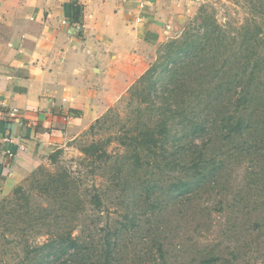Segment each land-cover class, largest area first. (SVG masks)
<instances>
[{
    "label": "rangeland",
    "instance_id": "obj_1",
    "mask_svg": "<svg viewBox=\"0 0 264 264\" xmlns=\"http://www.w3.org/2000/svg\"><path fill=\"white\" fill-rule=\"evenodd\" d=\"M163 10L168 32L163 43L197 31L208 21L238 36L235 43H229L228 53L224 51L232 62H241L235 57L241 54L237 42L248 21L250 25L257 21L264 36V0H167ZM255 28L251 26V30ZM160 45L147 71L156 61ZM258 51L264 71V42ZM139 79L104 115L53 153L54 160L49 156L20 184L1 192L0 264H18L23 253L22 244L16 247L22 238L15 229L26 225L25 206L42 216L63 207L76 210L74 235L95 223L100 228L125 223L128 228L121 237L117 264H200L211 252L222 261L210 264H230L233 254L238 259L231 264H264V229L251 232L257 217L264 218V144L253 150L243 142L235 146L224 142L221 152L227 157L226 166L215 184L206 186L203 198L194 204L168 199L162 211L152 208L149 197L142 193L143 173L135 164L133 146H129L132 136L140 132L138 109L142 104L138 106L140 98L134 92ZM95 194L101 195L104 204L101 217L91 206ZM38 232L27 233L30 243L46 240ZM100 233L93 231L94 236Z\"/></svg>",
    "mask_w": 264,
    "mask_h": 264
},
{
    "label": "trees",
    "instance_id": "obj_2",
    "mask_svg": "<svg viewBox=\"0 0 264 264\" xmlns=\"http://www.w3.org/2000/svg\"><path fill=\"white\" fill-rule=\"evenodd\" d=\"M249 22L241 27L237 42L241 54L235 57L241 62H232L224 54L238 36L206 21L197 31L160 45L156 61L134 88L140 98L138 106L142 104L138 109L141 122L140 132L132 136L129 146H133L135 164L143 173L142 193L149 197L152 208L162 211L168 199L194 204L203 198L206 186L214 185L226 166L227 157L221 152L224 142L234 146L243 142L253 150L264 144V71L258 51L264 36L257 21ZM232 151L235 156L234 148ZM103 205L101 195L95 194L91 206L98 217ZM23 210L26 225L15 229L22 238L16 245L22 244L23 252L18 264L118 263L121 237L128 228L125 223L101 228L95 223L74 235L76 210L63 207L44 216L28 206ZM37 229L46 240L30 243L26 235ZM256 229L263 232L264 218L257 217L251 232ZM93 231L101 233L94 236ZM209 255L200 264L222 261L218 254ZM161 256L165 257L162 249ZM232 259L230 264L238 257L233 254Z\"/></svg>",
    "mask_w": 264,
    "mask_h": 264
},
{
    "label": "crops",
    "instance_id": "obj_3",
    "mask_svg": "<svg viewBox=\"0 0 264 264\" xmlns=\"http://www.w3.org/2000/svg\"><path fill=\"white\" fill-rule=\"evenodd\" d=\"M166 2L0 0V195L147 71L168 33Z\"/></svg>",
    "mask_w": 264,
    "mask_h": 264
},
{
    "label": "built area",
    "instance_id": "obj_4",
    "mask_svg": "<svg viewBox=\"0 0 264 264\" xmlns=\"http://www.w3.org/2000/svg\"><path fill=\"white\" fill-rule=\"evenodd\" d=\"M63 23L67 24L66 22H63ZM16 115H17V110L16 109L12 110L10 113V117H16Z\"/></svg>",
    "mask_w": 264,
    "mask_h": 264
}]
</instances>
